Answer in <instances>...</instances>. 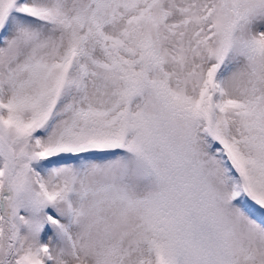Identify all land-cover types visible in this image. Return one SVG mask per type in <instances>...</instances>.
<instances>
[{"label":"snow or ice","instance_id":"snow-or-ice-1","mask_svg":"<svg viewBox=\"0 0 264 264\" xmlns=\"http://www.w3.org/2000/svg\"><path fill=\"white\" fill-rule=\"evenodd\" d=\"M0 264H264V0H0Z\"/></svg>","mask_w":264,"mask_h":264}]
</instances>
